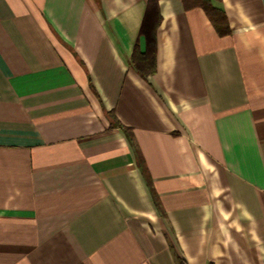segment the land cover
<instances>
[{
    "label": "crops",
    "instance_id": "1",
    "mask_svg": "<svg viewBox=\"0 0 264 264\" xmlns=\"http://www.w3.org/2000/svg\"><path fill=\"white\" fill-rule=\"evenodd\" d=\"M147 2L0 0V264H264V0Z\"/></svg>",
    "mask_w": 264,
    "mask_h": 264
},
{
    "label": "trees",
    "instance_id": "2",
    "mask_svg": "<svg viewBox=\"0 0 264 264\" xmlns=\"http://www.w3.org/2000/svg\"><path fill=\"white\" fill-rule=\"evenodd\" d=\"M158 1L159 0H148L147 10H146V11H148L147 14H149L151 12V10L157 11L156 7H157ZM213 1L214 0H183V5H184V8H186V9H188V8L203 9L208 20L212 23L215 30H218V32L220 34H223V30H225V27H226V21H225V18H224V15H223L221 8L214 5ZM146 21H148V20L145 19V22ZM133 51L134 52H133L132 57L130 59V64L135 69V71L137 72L138 75H140L141 77L146 79L147 77L151 76L155 71V63H154L155 50H154V46L152 43L151 44L148 43L146 52H144V53L138 51L137 47H135V49ZM111 118L113 119L112 116H111ZM115 124L116 125L118 124L117 121L115 122ZM121 129L123 130L128 143H130L133 150H135L136 156H137V160H136L137 167L141 170V173L144 177V181L148 185L149 189H151V181H150V177L148 174V170L145 167L143 158L141 157V155H139L137 153V147H136V143L134 141L132 130H130L129 128L128 129L121 128ZM154 201H155V207L160 211V214L163 216L162 209L159 206V203L157 202L155 194H154ZM175 259H176V264H185L184 260L179 258L178 256H176Z\"/></svg>",
    "mask_w": 264,
    "mask_h": 264
}]
</instances>
